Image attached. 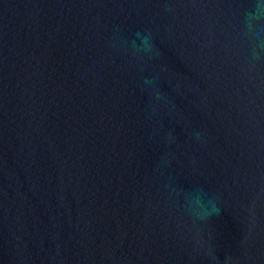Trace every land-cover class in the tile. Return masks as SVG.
<instances>
[{"label":"water","instance_id":"1","mask_svg":"<svg viewBox=\"0 0 264 264\" xmlns=\"http://www.w3.org/2000/svg\"><path fill=\"white\" fill-rule=\"evenodd\" d=\"M0 264H264V0H0Z\"/></svg>","mask_w":264,"mask_h":264}]
</instances>
